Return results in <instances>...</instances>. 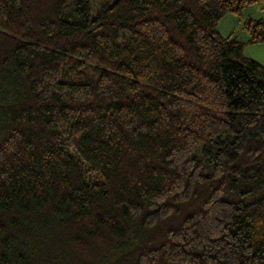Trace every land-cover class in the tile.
Returning <instances> with one entry per match:
<instances>
[{"label":"trees","instance_id":"trees-1","mask_svg":"<svg viewBox=\"0 0 264 264\" xmlns=\"http://www.w3.org/2000/svg\"><path fill=\"white\" fill-rule=\"evenodd\" d=\"M249 6L0 0V264H264Z\"/></svg>","mask_w":264,"mask_h":264},{"label":"crops","instance_id":"crops-1","mask_svg":"<svg viewBox=\"0 0 264 264\" xmlns=\"http://www.w3.org/2000/svg\"><path fill=\"white\" fill-rule=\"evenodd\" d=\"M243 17L250 18L253 20H259L264 18V11L259 10L256 6H249L244 9ZM239 26V18L234 15H226L218 25V31L222 36H229L230 34L236 32ZM237 38L240 42L246 43L248 41V35L246 32L239 31L237 33ZM249 51L260 52L259 56L256 58L254 55L249 54ZM245 54L249 58H252L260 65L264 66V45H247L245 47Z\"/></svg>","mask_w":264,"mask_h":264},{"label":"rangeland","instance_id":"rangeland-1","mask_svg":"<svg viewBox=\"0 0 264 264\" xmlns=\"http://www.w3.org/2000/svg\"><path fill=\"white\" fill-rule=\"evenodd\" d=\"M112 0H91V14L94 16L102 7V5L106 2H111ZM237 31H239V29H237ZM245 53V51H244ZM260 52H252L249 51V54L254 55V57H258L260 54ZM246 55V54H245Z\"/></svg>","mask_w":264,"mask_h":264}]
</instances>
